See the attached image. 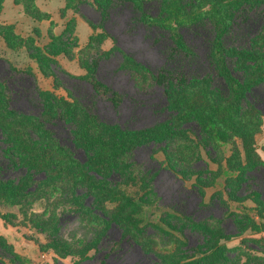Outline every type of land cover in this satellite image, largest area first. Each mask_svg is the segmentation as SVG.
Here are the masks:
<instances>
[{
	"label": "rangeland",
	"instance_id": "1",
	"mask_svg": "<svg viewBox=\"0 0 264 264\" xmlns=\"http://www.w3.org/2000/svg\"><path fill=\"white\" fill-rule=\"evenodd\" d=\"M109 13L106 33L121 51L99 28L92 0H0V264H181L180 256H192L189 264H212L210 258L192 255L191 249L203 243L196 224L229 236L218 241L226 251L217 264H264V84L248 93L260 114L257 134L248 132L254 143L252 166H244L241 144L234 138L214 145L215 161L201 147V160L192 162L183 146L176 151L172 141H146L130 159L133 170L145 176L146 190L121 187L124 200L135 204L121 206L106 202L114 194L117 175L90 176L83 182L82 169L70 172L68 154L84 163L91 151L73 137L84 116L70 103L66 89H78L87 99L93 94L87 84L75 80L87 76L91 58H101L97 78L119 100L115 108L97 98L94 111L102 121L141 130L169 116L163 92L151 86L149 75L138 68L144 80L136 81L128 66L120 67L124 52L153 71L159 69L164 41L155 30L135 23L129 8ZM241 20L224 36L227 46H248L261 25V13ZM66 29L78 46L72 51L74 59H49L43 50L50 37ZM208 32H183L201 74L207 69ZM53 101L70 105L74 120L61 119L56 107L48 108ZM41 118L46 133L33 129L32 123ZM47 141L56 144L59 153L54 163L40 164V144ZM34 155L41 166L31 161ZM167 157L184 177L166 169ZM234 163L241 165V177L230 170ZM143 194L149 203L139 205ZM252 221L257 228L246 227ZM166 224L183 229L187 245Z\"/></svg>",
	"mask_w": 264,
	"mask_h": 264
},
{
	"label": "trees",
	"instance_id": "2",
	"mask_svg": "<svg viewBox=\"0 0 264 264\" xmlns=\"http://www.w3.org/2000/svg\"><path fill=\"white\" fill-rule=\"evenodd\" d=\"M222 2L225 4L219 5L211 0H92V6L100 15L99 28L112 40L115 50L121 51L117 46V40L106 33V22L110 18L109 11L112 8H129L135 23L141 24L147 30H155L159 34V39L164 41L160 50L164 63L159 69L153 71L124 52H121L120 67L128 66L130 76L140 82L144 78H141L137 69H143L149 75L151 86L162 90L166 102L165 109L169 112L167 119L141 130H129L102 121L94 111L97 98H104L115 108L119 106V100L118 96L97 78L98 62L101 59L98 57L90 59L87 76L75 78L87 84L93 94L87 99L78 89H66L69 98L72 99L70 103H76L84 116L83 120L76 123L73 137L88 146L91 151L90 160L84 163L75 162L71 158L72 154H68L70 156L68 162L72 165L69 170L74 172L76 169H82L80 177L83 182L90 176L107 177L112 173L114 176L117 175L112 189L114 191V194H111L112 200L106 202H114L118 204L117 206H121L122 202L135 205L132 199L125 201L124 192L119 189L130 187L140 192L146 190L145 176H139L133 170L130 161L134 151L142 147L146 141L169 140L176 145V151L178 147L183 146L188 151L187 160L192 162L194 159L201 160L200 154L197 153V149L201 147L207 158L210 161L214 160L212 155L214 145L229 144L234 138L241 144L244 166L253 165L254 143L248 132L252 135L257 134L260 114L249 103L248 93L254 85L264 84V0ZM66 8H69V3ZM222 9L225 11L222 12ZM256 12L261 13L262 21L248 46L245 48L227 46L224 36L232 29L235 20L243 18L241 21H246ZM224 13L226 18L221 16ZM206 29H209L206 37L207 69L201 74L197 67L195 68L194 49L186 42L183 32L200 34L206 32ZM70 35L71 32L66 29L57 37L51 36L43 54L49 59L62 55L68 61H72L74 59L72 51L78 46ZM28 52L32 55L31 48H28ZM37 92L39 97H42V92L38 89ZM55 107V113L61 119L74 120L75 113L71 111L70 105L64 101L48 102V108ZM32 125L39 133L46 131L42 118ZM192 127L196 129L193 130ZM54 145L56 144L49 141L40 144L37 159L40 164L56 161L59 152ZM31 161L36 163L35 155ZM35 165L41 166L37 163ZM165 167L184 177V173L174 167L168 157ZM230 170L241 177L240 164L232 165ZM236 179L238 180V177ZM151 193L155 195L153 191ZM145 196L143 194L142 198L138 199L139 205L149 203ZM230 198L242 201L237 197ZM166 226L179 234L187 245L183 229L174 224ZM196 227L202 231L203 243L191 249L193 257L200 256L207 260L210 258L214 261L212 264L219 263L226 249L224 245H218V241L222 236L226 238L229 236L211 226L196 224ZM246 227L257 228L253 221ZM190 257L180 256L178 259L181 264H189L186 261ZM244 264H248L247 260Z\"/></svg>",
	"mask_w": 264,
	"mask_h": 264
}]
</instances>
